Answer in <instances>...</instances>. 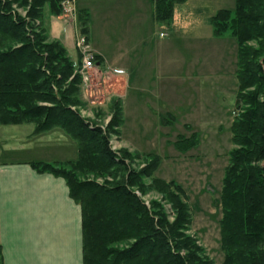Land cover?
I'll return each instance as SVG.
<instances>
[{
  "label": "trees",
  "instance_id": "obj_1",
  "mask_svg": "<svg viewBox=\"0 0 264 264\" xmlns=\"http://www.w3.org/2000/svg\"><path fill=\"white\" fill-rule=\"evenodd\" d=\"M65 1L72 0H0V123H34L35 134L61 128L77 141L75 160L33 161L31 166L63 177L80 204L84 264H214L189 233L192 212L186 191L174 181L153 177L160 158L148 154L138 168L139 153L112 148V134L123 123L121 101L113 103L106 128L87 122L72 108L81 78L73 74L74 62L64 45L49 41L44 25L46 12L61 15ZM185 1L155 0L156 19L171 21L176 4ZM235 1L233 10L221 9L211 17L216 35L229 33L238 43L234 147L217 200L221 247L223 264H264V0ZM14 4L27 9L26 16ZM78 26L88 40V11L78 13ZM95 60L102 64L96 55ZM198 143L196 133L175 141L183 152ZM151 190L162 200L147 203L143 197Z\"/></svg>",
  "mask_w": 264,
  "mask_h": 264
},
{
  "label": "rangeland",
  "instance_id": "obj_2",
  "mask_svg": "<svg viewBox=\"0 0 264 264\" xmlns=\"http://www.w3.org/2000/svg\"><path fill=\"white\" fill-rule=\"evenodd\" d=\"M235 6V0H186L176 4L172 28L169 31L163 26L159 32L170 34V47L163 44L160 56L156 57L153 48L147 51L145 59L133 71L131 95L125 102L116 96L118 85L110 83L111 71L107 72V79H102L103 75L95 68L89 73L88 82L84 81L81 71L83 55L76 41L75 55L61 40L51 38L48 29L46 32L49 41L58 40L64 45L74 62L73 74L81 78L77 103L72 108L87 122L106 128L113 118V103L121 101L123 123L119 133L112 134V148H128L134 154L139 153L141 160L134 162L138 168L143 167V158L148 154L160 158L153 177L174 181L186 191L192 212L189 233L198 238L214 264H223L224 261L220 235L222 210L217 200L234 147L231 126L237 113L235 102L239 81L236 38L229 33L216 35L211 17L221 9L233 10ZM13 8L26 16L27 9L16 4ZM71 8V13L63 11L56 18L73 20L79 31L78 13L73 5ZM44 25L47 27V22ZM163 118H173V121L164 123ZM0 125L1 158H9L13 153L8 151L15 148L35 146L32 140H26L25 128ZM193 133L197 134L199 143L188 151H180L175 145L177 138L180 135L190 137ZM49 136L41 140V145H54L47 138ZM47 154L52 155L51 152ZM77 157L78 154L71 158ZM88 178L104 182L102 178L90 175ZM143 198L147 203L153 199L162 200V196L152 190ZM162 202L170 213L169 204Z\"/></svg>",
  "mask_w": 264,
  "mask_h": 264
},
{
  "label": "crops",
  "instance_id": "obj_3",
  "mask_svg": "<svg viewBox=\"0 0 264 264\" xmlns=\"http://www.w3.org/2000/svg\"><path fill=\"white\" fill-rule=\"evenodd\" d=\"M71 2L77 13L89 12L88 43L102 61V64L96 62L97 73L107 79L106 74L111 71L110 83L118 85L116 96L125 102L131 95L133 71L145 59L147 51L153 48L156 57L160 56L163 44L170 47V34L159 32L163 26L170 31L174 21L156 19L155 0ZM45 20L51 38L61 40L76 55L75 41L79 34L76 22L50 14ZM114 69H122L124 73L116 74ZM155 71L159 78L156 67ZM13 127L25 128L26 140H32L35 146L7 150L13 154L4 159L0 150V248L4 264H84L80 204L71 197L63 177L38 172L31 166L33 161L73 160L71 157L79 150L77 143L61 128L34 135V123L13 124ZM46 136L53 146L41 145Z\"/></svg>",
  "mask_w": 264,
  "mask_h": 264
},
{
  "label": "built area",
  "instance_id": "obj_4",
  "mask_svg": "<svg viewBox=\"0 0 264 264\" xmlns=\"http://www.w3.org/2000/svg\"><path fill=\"white\" fill-rule=\"evenodd\" d=\"M71 4H72V2H70V1L64 2V5H63L64 13H71V11H69V10H72ZM76 46H77V48H79L81 50L80 53H82V55H83L81 71H82V76L84 78V81L86 80V82H88L89 73H91L92 70H94L96 68L95 55L92 52V50L90 49V46H89V43H88L86 36L81 34L80 32L77 35ZM113 72L116 74L124 73V71L122 69H114Z\"/></svg>",
  "mask_w": 264,
  "mask_h": 264
}]
</instances>
